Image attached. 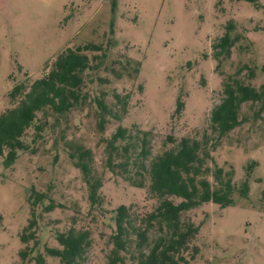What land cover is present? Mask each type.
I'll list each match as a JSON object with an SVG mask.
<instances>
[{
    "label": "rangeland",
    "instance_id": "374dc122",
    "mask_svg": "<svg viewBox=\"0 0 264 264\" xmlns=\"http://www.w3.org/2000/svg\"><path fill=\"white\" fill-rule=\"evenodd\" d=\"M227 23L233 25L229 35L236 33L239 39L227 56L222 52L215 61L213 44ZM85 43L99 45L105 54L92 58L91 68L83 72L81 92L88 96L84 105L43 129L41 139L31 145L34 153L18 152L8 167L0 159V264H20L19 235L29 218L30 188L61 206L41 213L40 241L47 243L50 230H65L71 224L87 229L91 243L83 264H103L106 213L123 205L141 217L156 201L145 189L102 169L104 135L95 127L93 95L102 89L109 102L112 90L130 91L126 114L118 124L131 134L137 129L147 133L144 164L174 148L181 138L207 142L209 150L215 139L209 115L222 97L223 75L217 72L235 74L256 89L264 83L259 70L264 0H0V113L15 105L8 96L13 85H28L47 72L58 52ZM83 52L90 58L100 53ZM125 60L138 61L135 78L124 74ZM110 66L121 76L105 70ZM138 83L141 89L136 91ZM177 99L182 109L173 116ZM257 109V103L240 106V125L219 140L206 162L209 171L231 169L235 189L247 179V195L234 194L228 207L204 203L184 213L182 220L198 226L189 245L196 248L195 255L186 264H264V106L255 116ZM110 122L105 133L116 125ZM75 145L89 149L93 168L103 172L102 203L89 216L85 184L66 153ZM207 178L211 183V176ZM35 210L40 212L39 207ZM157 232L151 229L150 237Z\"/></svg>",
    "mask_w": 264,
    "mask_h": 264
},
{
    "label": "trees",
    "instance_id": "16d2710c",
    "mask_svg": "<svg viewBox=\"0 0 264 264\" xmlns=\"http://www.w3.org/2000/svg\"><path fill=\"white\" fill-rule=\"evenodd\" d=\"M231 29V23L225 24L222 35L213 44L215 61L222 52L227 56L230 47L238 41L236 33L229 35ZM83 50L100 53L90 58ZM104 54L105 51L93 43H85L76 49L65 48L56 54L46 73L28 85L17 83L10 88L8 96L15 101V105L0 113V159L4 167L15 161L18 152L34 153V146L31 145L41 139L43 129L58 122L72 109L84 105L88 96L81 92L83 72L91 68L92 58L104 57ZM93 67L96 65L93 64ZM121 68L126 76L135 78L139 63L125 60ZM105 70L116 77L121 76V72L116 73L112 66ZM259 70L264 77V56ZM246 72L252 75L251 69L247 68ZM217 74L220 77L223 75L222 97L209 115L210 129L215 134L214 144L208 150L207 142L202 144V141L181 138L174 148L163 151L147 164H144L148 155L147 133L137 129L131 134L118 124L126 114L130 91L120 93L112 90L109 102L105 100L107 93L102 89L93 95L91 105L96 115L95 127L98 133L104 135L101 138L104 152L102 169L120 177L132 187L145 189L156 201L155 208L141 217L123 205L106 213L103 224L108 229V235L104 240L107 249L103 264H186L195 255L196 248L190 249L189 245L197 234L198 226L182 220L184 213L204 203L228 207L233 204L234 194L240 198L246 197L247 179L235 189L231 169L224 171L214 167L209 171L206 162L211 160L210 153L219 140L240 125L238 112L244 102L250 105L257 103L255 116L261 112L264 83L256 89L236 78L235 74H223L221 71ZM97 78L99 81L105 80L103 77ZM135 88L139 91L141 84L138 83ZM181 109L182 103L177 99L173 116H178ZM110 121L116 125L105 133ZM66 153L85 184L88 202L86 216H89L91 211H98L102 203L99 190L104 181L103 172L93 168L89 149L75 145L68 148ZM252 164L246 169H251ZM207 176H211V183ZM27 203L29 218L19 235L23 245L17 254L20 264H83V257L91 243L89 231L77 229L71 224L65 230H50L48 242H41L37 236L38 218L41 213H49L61 206H54L44 193L33 188L29 190ZM37 207L40 212L36 214ZM153 228L158 232L151 238L150 230Z\"/></svg>",
    "mask_w": 264,
    "mask_h": 264
}]
</instances>
